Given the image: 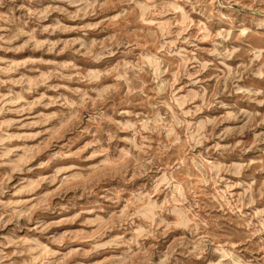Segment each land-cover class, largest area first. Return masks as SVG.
Returning <instances> with one entry per match:
<instances>
[{"label": "rangeland", "instance_id": "obj_1", "mask_svg": "<svg viewBox=\"0 0 264 264\" xmlns=\"http://www.w3.org/2000/svg\"><path fill=\"white\" fill-rule=\"evenodd\" d=\"M0 264H264V0H0Z\"/></svg>", "mask_w": 264, "mask_h": 264}]
</instances>
